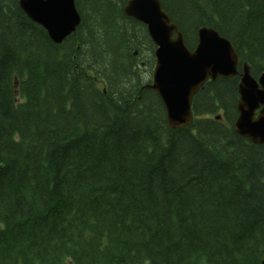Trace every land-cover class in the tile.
Segmentation results:
<instances>
[{"label": "trees", "instance_id": "16d2710c", "mask_svg": "<svg viewBox=\"0 0 264 264\" xmlns=\"http://www.w3.org/2000/svg\"><path fill=\"white\" fill-rule=\"evenodd\" d=\"M19 1L0 0V264H264V145L234 130L239 76L172 129L128 0H75L62 44ZM160 1L190 50L213 28L264 72V0Z\"/></svg>", "mask_w": 264, "mask_h": 264}, {"label": "water", "instance_id": "95a60500", "mask_svg": "<svg viewBox=\"0 0 264 264\" xmlns=\"http://www.w3.org/2000/svg\"><path fill=\"white\" fill-rule=\"evenodd\" d=\"M19 5L56 44H62L81 24L75 0H20ZM123 10L146 26L156 47L148 88L163 102L170 128L182 129L193 123V100L208 81L240 76L234 130L252 144L264 145V72L254 78L246 63L239 72V56L232 42L213 28H199L198 43L190 50L160 0H128Z\"/></svg>", "mask_w": 264, "mask_h": 264}, {"label": "rangeland", "instance_id": "374dc122", "mask_svg": "<svg viewBox=\"0 0 264 264\" xmlns=\"http://www.w3.org/2000/svg\"><path fill=\"white\" fill-rule=\"evenodd\" d=\"M147 53H149V51L147 49H145ZM144 56V57H143ZM142 56V60L143 62H145L147 56H149L148 54L145 53V55ZM155 64V62H154ZM144 68V66H142ZM153 69H154V65L152 68L150 67H146L145 69H143V73L142 75L145 76L147 79L146 80H151L152 79V73H153Z\"/></svg>", "mask_w": 264, "mask_h": 264}]
</instances>
